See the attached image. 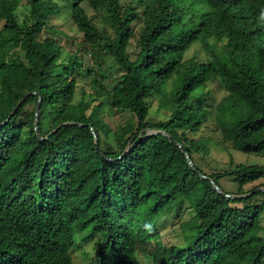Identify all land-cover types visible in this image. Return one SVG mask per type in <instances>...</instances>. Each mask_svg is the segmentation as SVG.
<instances>
[{
	"label": "trees",
	"instance_id": "trees-1",
	"mask_svg": "<svg viewBox=\"0 0 264 264\" xmlns=\"http://www.w3.org/2000/svg\"><path fill=\"white\" fill-rule=\"evenodd\" d=\"M21 1L0 0V264H74L83 232L96 240L90 264H141L138 251L150 240L151 264H264V187L245 188L264 178V164L231 160L208 173L194 156L208 151L196 135L209 118L207 83L218 76L229 90L216 110L226 138L264 154V0H74L88 51L111 55L120 70L111 90L96 77L100 90L78 102L69 72L83 70L82 55L58 62L62 45L38 38L58 2L27 0L30 18L20 24ZM83 1L107 12L113 34L98 29ZM199 40L211 58L185 60ZM151 93L166 120H148ZM103 94L135 120L114 130ZM103 132L114 133L115 146H103ZM184 204L195 219L184 242L166 246L156 223Z\"/></svg>",
	"mask_w": 264,
	"mask_h": 264
},
{
	"label": "rangeland",
	"instance_id": "rangeland-1",
	"mask_svg": "<svg viewBox=\"0 0 264 264\" xmlns=\"http://www.w3.org/2000/svg\"><path fill=\"white\" fill-rule=\"evenodd\" d=\"M59 4L60 11L54 14L48 20V25L43 28L39 33L38 38L44 40L46 37H52L56 39L62 45V54L58 62L66 63L69 55L75 53L77 50L82 55V61L84 63L83 70L79 71L77 67L70 70L69 73L74 74L77 77V93L75 102H78L81 98H90V93H96L95 90H100L98 85H94L93 79L98 77L102 83L106 86V90H111L116 82L117 76L120 74L118 65L115 59L111 55L97 56L91 54L88 50L91 48L90 44H86L84 40V33L79 30L77 25L72 20V5L74 0H56ZM131 0H121L122 3L130 2ZM86 12L92 17L93 22L98 29L104 34H113V29L110 25V19L107 12L100 8L94 10L87 1L82 2ZM16 17L20 24L27 23L30 18V7L27 0H22L15 8ZM4 20H0V29L2 28ZM140 24L138 21L133 23L135 30L138 29ZM225 41V40H224ZM85 42V46L81 47V44ZM217 42L215 38L210 39V43ZM224 43V42H222ZM218 42L219 45L222 44ZM134 46V42L132 43ZM81 48V50H79ZM192 57L200 61H206L211 58L208 49L205 47L202 41H196L185 53L184 59L188 60ZM87 68L92 69V73L87 72ZM177 76H174L167 83V90L174 87ZM208 96L206 99V106L209 112V118L202 126L200 132L196 135L206 142L207 152L200 151L195 152V163L204 171L210 173L211 171H219L231 166V160L235 163H255L264 164V154H248L236 149L233 146L231 140L227 139L224 131L222 130L217 117L216 110L220 101L228 94L229 90L218 76L213 78L207 83ZM86 91L87 94L84 95ZM95 96H98L95 94ZM150 105V113L148 120L151 122H157L160 120H166L168 118V110L160 107V98L155 93L149 94L146 98ZM101 100L104 102L103 117L106 122L115 130L119 127L127 124V122H133L135 118L129 110H122L113 108L109 103V95L103 94ZM50 122H46V127H51ZM150 133L154 132L152 129H147ZM194 136V134H190ZM103 146L111 144L115 146L114 133L111 132L108 136L103 132ZM221 184L227 191L236 193L238 191V184L232 178L221 179ZM257 186L264 187V178H261L253 183L245 186L246 190ZM195 219L191 209L186 207V204L182 206L181 211H173L170 215L164 216L158 220L156 227L160 233L161 241L166 246L174 244H180L184 242V236L189 230V221ZM262 224L264 225V216L262 218ZM264 235V233H262ZM86 232L77 235L79 248L72 251L74 264H90V259L96 256L95 242L93 238H87ZM150 244L142 246V249L138 251V257L141 264H151V257L149 252L153 247V240L148 241ZM145 244V243H144ZM142 243V245H144ZM141 248V247H140ZM86 252L89 254L87 256Z\"/></svg>",
	"mask_w": 264,
	"mask_h": 264
},
{
	"label": "water",
	"instance_id": "water-1",
	"mask_svg": "<svg viewBox=\"0 0 264 264\" xmlns=\"http://www.w3.org/2000/svg\"><path fill=\"white\" fill-rule=\"evenodd\" d=\"M38 110H39V104H38V106H37V110H36V122H35L36 128H37V125H38V124H37ZM94 135H95V137H96L95 132H94ZM171 139L173 140V138H171ZM96 141H97V139H96ZM183 150L185 151V149H183ZM186 157H187L188 162H189V164L191 165V167L195 168V164H194V162L192 161L190 155H189L187 152H186ZM211 181H212V183H214V179H211ZM215 188H216L219 192H221V189L219 188L218 185H215ZM222 193H223V192H222ZM223 194L227 195L228 197L235 198V197H243V196H247L249 193H248V194H245V195H234V194H227V193H223Z\"/></svg>",
	"mask_w": 264,
	"mask_h": 264
}]
</instances>
